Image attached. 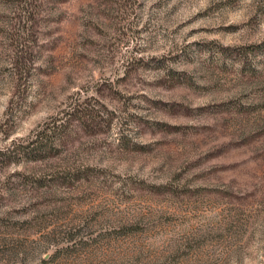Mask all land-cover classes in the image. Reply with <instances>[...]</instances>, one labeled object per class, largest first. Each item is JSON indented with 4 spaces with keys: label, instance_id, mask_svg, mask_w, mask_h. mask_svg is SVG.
I'll use <instances>...</instances> for the list:
<instances>
[{
    "label": "rangeland",
    "instance_id": "obj_1",
    "mask_svg": "<svg viewBox=\"0 0 264 264\" xmlns=\"http://www.w3.org/2000/svg\"><path fill=\"white\" fill-rule=\"evenodd\" d=\"M0 264H264V0H0Z\"/></svg>",
    "mask_w": 264,
    "mask_h": 264
}]
</instances>
